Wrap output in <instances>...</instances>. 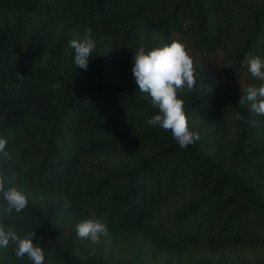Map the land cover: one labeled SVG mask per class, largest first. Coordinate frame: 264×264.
<instances>
[{"label": "trees", "instance_id": "trees-1", "mask_svg": "<svg viewBox=\"0 0 264 264\" xmlns=\"http://www.w3.org/2000/svg\"><path fill=\"white\" fill-rule=\"evenodd\" d=\"M87 28L85 71L68 42ZM173 40L196 69L178 94L187 148L147 123L158 109L132 74L140 47ZM255 56L264 0H0V174L28 199L0 223L34 231L44 264H264V115L239 103ZM93 215L95 244L76 234ZM14 247L0 264H32Z\"/></svg>", "mask_w": 264, "mask_h": 264}, {"label": "clouds", "instance_id": "clouds-1", "mask_svg": "<svg viewBox=\"0 0 264 264\" xmlns=\"http://www.w3.org/2000/svg\"><path fill=\"white\" fill-rule=\"evenodd\" d=\"M92 29L87 28L83 39L72 38L68 46L74 49V63L83 70H87L96 43L92 38ZM132 74L140 92L151 97V104L158 109V113L147 121L149 125L159 126L165 131H171L173 139L181 148H187L199 139V134L190 130L185 112V101L179 93L185 88L193 90L196 86V69L194 59L186 50L185 44L173 40L170 44H163L146 51L140 47L132 57ZM247 71L261 83L259 86H249L239 103L247 102L254 115H264V58L250 57L247 60ZM20 77L23 76L19 73ZM59 87V84L54 85ZM237 120H244L239 114ZM244 122L256 125L255 120ZM7 140L0 137V154L11 159L5 151ZM15 179V174H13ZM0 196L6 207L0 206V216H11L13 211L21 213L28 206V199L24 192L16 187L7 186L6 177L0 174ZM70 206V205H69ZM76 234L80 239H88L98 243L101 234H108V224L103 219L93 215L76 225ZM34 231L26 232L22 237L11 228L5 229L0 223V249L13 244L16 258L25 256L32 264H44L45 252L38 243H33Z\"/></svg>", "mask_w": 264, "mask_h": 264}]
</instances>
